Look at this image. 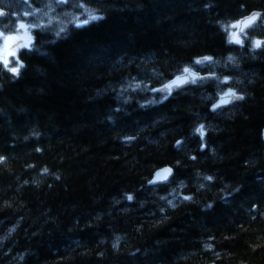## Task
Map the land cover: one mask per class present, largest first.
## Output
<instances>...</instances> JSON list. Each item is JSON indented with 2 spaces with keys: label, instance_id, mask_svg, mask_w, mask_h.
Segmentation results:
<instances>
[{
  "label": "trees",
  "instance_id": "1",
  "mask_svg": "<svg viewBox=\"0 0 264 264\" xmlns=\"http://www.w3.org/2000/svg\"><path fill=\"white\" fill-rule=\"evenodd\" d=\"M43 1L61 27L0 64V264H264V15L226 28L264 0ZM185 66L216 78L151 91Z\"/></svg>",
  "mask_w": 264,
  "mask_h": 264
},
{
  "label": "snow or ice",
  "instance_id": "2",
  "mask_svg": "<svg viewBox=\"0 0 264 264\" xmlns=\"http://www.w3.org/2000/svg\"><path fill=\"white\" fill-rule=\"evenodd\" d=\"M27 2V0H25ZM57 3H66L67 0H56ZM92 0H82V2L78 3L77 6L80 8H84L85 5H91ZM207 7V5H205ZM5 15L4 9L0 7V16ZM13 16L16 15V13H12ZM23 15L28 16L29 13L25 12ZM264 15V13L253 11L246 17H242L240 20H236L233 23L226 26L228 30V42L229 43H235V44H242L243 40L241 39L240 35L238 33H241L244 31V28L251 26L258 20L259 17ZM100 17L98 15H90L88 20H80L77 22L76 26L79 27L81 24H86L89 22V20H95L99 19ZM19 29L23 30L21 32H8L6 33L3 30H0V64L3 65L4 69L11 72L13 75H18L20 70L24 67V62L20 59L19 53L22 50L25 49H31L32 44L34 42V35L29 31L30 28L36 29L43 27L42 24H31L28 25L23 21H17L16 22ZM243 25L244 27H241ZM222 27H225L222 25ZM237 29V31H231V29ZM63 31V29L61 30ZM262 42L260 40H254L252 41V46L254 48L261 47ZM213 57L211 56H205L200 57L194 60L192 63L195 65L201 64L202 61H212ZM233 59L232 57H229V60ZM15 63V66H10L11 63ZM186 74V75H185ZM216 78V74L214 72H209L205 76H200L199 73L192 72L190 70L189 66H185L182 69V72L180 74L174 75L170 80H168L165 83H162L160 85V88H152L151 91L154 92H164L167 91L170 95L173 90L176 88H180L188 83H196L198 79L203 80L205 78ZM219 79V78H217ZM230 80L229 76H224L223 79L220 81L222 84H226ZM136 87H139L137 84ZM163 99H166L167 96H163ZM243 99V96L238 94L233 88H228L227 91L222 92L220 94V98L215 102L211 104V108L213 110L217 109L218 107H221L223 105L229 104L232 100H240ZM148 101H146L147 103ZM194 131L201 137L203 140V137L206 135L205 125L204 124H198ZM125 140L133 139L132 137H125ZM176 145L179 146L182 141L177 140ZM201 148H205L206 144L201 142L200 144ZM4 159V157H0V160ZM192 159H195V157H192ZM45 171H47L45 169ZM172 168L171 167H165L163 169H158L156 173L153 176V179L149 181V183H156L159 181H166L168 177L172 174ZM207 180H212L213 178L211 176L205 177ZM127 199L132 200L133 196L131 194H127ZM184 199L188 200L191 199L189 196H185ZM171 203V202H169ZM163 211V209H161Z\"/></svg>",
  "mask_w": 264,
  "mask_h": 264
},
{
  "label": "rangeland",
  "instance_id": "3",
  "mask_svg": "<svg viewBox=\"0 0 264 264\" xmlns=\"http://www.w3.org/2000/svg\"><path fill=\"white\" fill-rule=\"evenodd\" d=\"M50 2L56 4L54 0H50ZM39 3H42L46 6V2L43 0H27V2H25V0H0L1 6H4L7 10L10 9V14L7 16V18L2 19V17H0V30L5 31L6 33L23 31L18 28L16 24L17 21H23L28 25L42 24L56 25L61 27L59 22L63 19V16L57 12L59 9L57 10L55 5L42 8L43 6L41 5L42 7H40ZM64 6L67 8L66 5H62L60 9ZM69 9L75 11L76 7H69ZM25 12H28L29 15H23ZM12 13H16V15L13 16ZM33 30L34 29L32 28L29 29L31 33ZM233 31H236V29L233 28ZM14 64L11 63L10 66H14Z\"/></svg>",
  "mask_w": 264,
  "mask_h": 264
},
{
  "label": "water",
  "instance_id": "4",
  "mask_svg": "<svg viewBox=\"0 0 264 264\" xmlns=\"http://www.w3.org/2000/svg\"><path fill=\"white\" fill-rule=\"evenodd\" d=\"M4 12H5V10H4ZM252 12H253V11H252ZM252 12H251V13H252ZM258 12H259V11H258ZM249 14H250V13H249ZM249 14H247V15H245V16H243V17H246V16H248ZM240 19H241V18H240ZM240 19H239V20H240ZM258 19H259V18H258ZM254 23H255V22H254ZM251 26H252V25H251ZM251 26H248V27L244 28V30L247 29V28H250ZM241 27H244V26L241 25ZM241 33H242V32H241ZM238 34H240V33H238ZM190 70H191L192 72L199 73L200 76H205V75H206V74L203 75V74H201L200 72L193 70L192 68H190ZM185 75H186V74H185ZM198 80H200V79H198ZM190 84H191V83H188V84H186V85H184V86H182V87H180V88H183V87H185V86H187V85H190ZM180 88H176V89H180ZM176 89H175V90H176ZM164 92H167V91H164ZM219 98H220V97H219ZM219 98H218V99H219ZM218 99H217V100H218ZM217 100H216V101H217ZM216 101H215V102H216ZM232 101H234V100H232ZM232 101H231V102H232ZM215 102H214V103H215ZM231 102H230V103H231ZM226 105H227V104H226ZM226 105H223V106H226ZM223 106H221V107H223ZM221 107H218V108H221ZM218 108H217V109H218ZM263 133H264V129H263ZM165 167H168V166H164V167H161V168H159V169H163V168H165ZM157 170H158V169H157ZM157 170L154 171L153 176H154V174L156 173ZM172 174H173V171H172ZM172 174L168 177V179H167L166 181H159V182H156V183H150V184L165 183V182H167V181L171 178ZM153 176H152V179H153ZM152 179H151V180H152Z\"/></svg>",
  "mask_w": 264,
  "mask_h": 264
},
{
  "label": "flooded vegetation",
  "instance_id": "5",
  "mask_svg": "<svg viewBox=\"0 0 264 264\" xmlns=\"http://www.w3.org/2000/svg\"><path fill=\"white\" fill-rule=\"evenodd\" d=\"M4 16V15H3ZM2 17V16H1Z\"/></svg>",
  "mask_w": 264,
  "mask_h": 264
}]
</instances>
